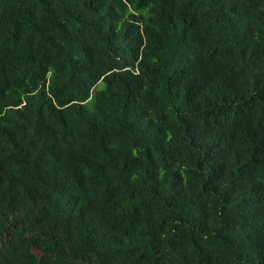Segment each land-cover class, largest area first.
Listing matches in <instances>:
<instances>
[{"label": "trees", "instance_id": "trees-1", "mask_svg": "<svg viewBox=\"0 0 264 264\" xmlns=\"http://www.w3.org/2000/svg\"><path fill=\"white\" fill-rule=\"evenodd\" d=\"M0 264H264V0H0Z\"/></svg>", "mask_w": 264, "mask_h": 264}, {"label": "rangeland", "instance_id": "rangeland-1", "mask_svg": "<svg viewBox=\"0 0 264 264\" xmlns=\"http://www.w3.org/2000/svg\"><path fill=\"white\" fill-rule=\"evenodd\" d=\"M98 87H99V88H103V87H104V83H100V84L98 85Z\"/></svg>", "mask_w": 264, "mask_h": 264}]
</instances>
